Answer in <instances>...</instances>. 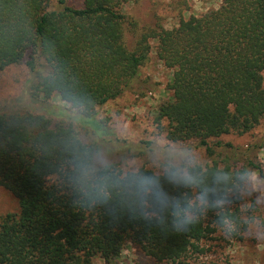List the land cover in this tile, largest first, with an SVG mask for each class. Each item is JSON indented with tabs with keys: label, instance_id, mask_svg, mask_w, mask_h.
<instances>
[{
	"label": "trees",
	"instance_id": "trees-1",
	"mask_svg": "<svg viewBox=\"0 0 264 264\" xmlns=\"http://www.w3.org/2000/svg\"><path fill=\"white\" fill-rule=\"evenodd\" d=\"M48 1L0 0V73L25 63L29 74L21 97L0 102V189L18 205L0 216V264H91L96 257L111 264L126 244L155 262L181 264L203 252L199 245L216 232L219 216L244 230L238 205L247 181L230 185L228 203L182 233L77 205L51 141L76 124L110 137L97 109L134 86L154 40L157 59L171 70L170 98L155 124L165 122L169 140L201 148L210 167L260 174L252 147L221 137L248 134L264 119V0H221L172 29L139 33L123 11L130 0H82L80 8L57 0V10ZM127 33L136 36L132 50ZM67 91L83 99V112L49 107L53 96L65 104Z\"/></svg>",
	"mask_w": 264,
	"mask_h": 264
},
{
	"label": "clouds",
	"instance_id": "clouds-1",
	"mask_svg": "<svg viewBox=\"0 0 264 264\" xmlns=\"http://www.w3.org/2000/svg\"><path fill=\"white\" fill-rule=\"evenodd\" d=\"M63 95L71 113L85 110V102L75 93ZM51 143L60 154V171L75 204L176 233L191 229L207 211L222 209L228 203L229 186L243 184L251 176L243 169L210 167L193 147L164 135L151 137L138 150L139 158L110 137L84 134L73 127L62 129ZM216 223L225 236L238 228L225 215ZM245 223L253 230L264 228L254 217Z\"/></svg>",
	"mask_w": 264,
	"mask_h": 264
},
{
	"label": "rangeland",
	"instance_id": "rangeland-1",
	"mask_svg": "<svg viewBox=\"0 0 264 264\" xmlns=\"http://www.w3.org/2000/svg\"><path fill=\"white\" fill-rule=\"evenodd\" d=\"M48 2L50 10L58 9L57 0ZM65 2L73 8L82 6V0H65ZM220 6L221 0H130L123 6V11L137 23L139 33L145 28L172 29L180 20H186L190 16H201ZM125 41L128 49L132 50L136 36L127 33ZM150 46L148 62L141 68L138 81L130 90L98 108L95 117L112 133L110 138L116 144L138 158L142 156L138 150L145 147L151 137L165 136L163 130L165 122L158 127L154 117L159 105L170 98V93L165 87L171 70L166 69L157 59L154 40L150 41ZM28 76L25 63L8 67L0 73V102L21 97ZM49 107L65 108L71 113L57 96L49 100ZM76 126L79 132L92 135L90 128H83L77 124ZM221 142L243 150L252 147V156L256 157L261 173L251 172L250 180L240 192L239 218L245 223L248 217H254L264 225V119L250 133L242 136L226 135L221 137ZM190 146L208 162L207 155L201 148ZM17 211V201L8 192L0 189V216L15 214ZM260 233H264V228L256 226L253 230L246 223L244 230L237 228L231 236H225L218 228L210 239L200 243L199 246L203 249L201 254L191 255L181 264H264V235ZM91 264L105 263L96 257ZM111 264L170 263L155 262L134 245L126 244L120 256Z\"/></svg>",
	"mask_w": 264,
	"mask_h": 264
}]
</instances>
